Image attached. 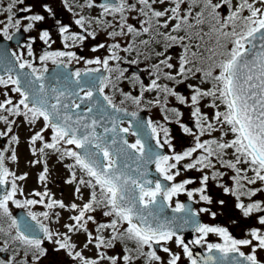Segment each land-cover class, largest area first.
Instances as JSON below:
<instances>
[{
	"label": "snow or ice",
	"instance_id": "snow-or-ice-1",
	"mask_svg": "<svg viewBox=\"0 0 264 264\" xmlns=\"http://www.w3.org/2000/svg\"><path fill=\"white\" fill-rule=\"evenodd\" d=\"M61 3L69 23L46 0L42 13L25 0H0V42L37 33L17 41L18 51L0 43V139H7L0 146V264H45L60 253L67 264H264V0ZM49 18L62 48L53 49L56 40L41 27ZM100 35L107 39L90 51L102 54L85 58L72 50ZM37 40L46 45L38 57ZM81 61L90 67L70 70ZM152 108L165 123L139 118ZM21 122L31 130L29 164L42 165V190L28 194L19 183L28 174L8 166L18 162L14 127ZM167 124L191 144L177 151ZM50 155L71 161L64 165L65 183L74 186L69 203L48 186ZM149 165L170 183L149 179ZM182 170L201 173L200 186L189 189L191 178L176 182ZM210 182L254 221L242 238L200 222L209 208L195 212L179 201L172 208L181 193L213 204ZM38 205L44 210L33 211ZM12 206L24 214L17 217ZM166 207L181 215H165ZM186 230L196 234L187 242ZM210 235L220 242H209Z\"/></svg>",
	"mask_w": 264,
	"mask_h": 264
},
{
	"label": "flooded vegetation",
	"instance_id": "flooded-vegetation-1",
	"mask_svg": "<svg viewBox=\"0 0 264 264\" xmlns=\"http://www.w3.org/2000/svg\"><path fill=\"white\" fill-rule=\"evenodd\" d=\"M5 4L7 3V0H4ZM26 4H31L33 6V11L35 13H42V9H41V3L45 2V0H25ZM47 3L50 4L51 7H53V9L55 11H58L57 14V18L61 19L63 22L65 23H69L72 19V16L70 13L67 12V10L63 7L61 0H46ZM56 7V8H55ZM19 15H25L24 13H19ZM54 21L52 18H49L47 20V22L43 25H41L42 28H48L50 29L53 39L56 40V43L53 45V49H59L62 48V44L61 41L57 38L56 35V30L53 27ZM74 30H78L75 29ZM37 33L34 31L32 33H28V34H24L23 36L17 35L16 39L13 41H2L0 43L3 44V46L5 47H9L10 51H18L19 49L17 48V41H19L20 43H24L27 39L28 36H36ZM107 38L104 35H100L98 37L97 41H86L87 46L83 47V48H74L72 49L73 51L77 52V55L80 56H84L85 58H92L94 55H100L102 53H92L90 51V48L97 42H103L104 40H106ZM34 52L37 55V57L42 54L43 50H45L46 45L43 44V42L38 41L34 44ZM53 65L49 64V68H52ZM85 67H90L87 66L83 63V61H81L80 63H76L73 62V64H71L69 66L70 70L74 71L77 68L83 69ZM145 68V64H141L139 66V69H144ZM137 67L136 66H132V68L130 69V71H136ZM142 79H144L145 83H148V75L147 72H143L142 73ZM124 90L128 91L129 88L128 86L125 84L123 85ZM179 91H181L184 94H188L189 90L186 89L185 87H179L178 89ZM106 91H108L106 89ZM133 94H136L135 92ZM148 98L150 99L151 97L148 96ZM175 103V102H173ZM129 111H134L135 108L131 105H128ZM182 111H185V121L187 123H189V126H191V122L188 120L187 118V109L182 108ZM142 115V119H144L145 121H147L148 119H152L153 121H157L160 123H165L163 120V116L161 114V112L159 111L158 108H152L150 110L147 111H142L139 112ZM123 127L128 126L127 122H124V124L122 125ZM166 126H168L170 128V130L172 131V135L175 137L173 143L177 145V151H181L183 150L185 147L189 146L191 144V138L186 137L182 134V132L180 131V129L178 128V126H176L175 124H167ZM3 128V125H0V129ZM16 131V127H14V132ZM129 142H135V139L133 138V136H128ZM152 143L155 145V140L152 139ZM0 146H7V139L6 138H2L0 139ZM165 153L168 152V149L165 148L163 150ZM68 161V160H67ZM63 162L64 164L70 163V162ZM13 162L9 161L8 162V166L14 170L12 168L13 166ZM19 166V168H23L24 166H27L26 164H24L23 166V162L20 163L18 162L17 164ZM30 169V168H29ZM25 170V169H24ZM22 171L20 173L17 174H24L25 171ZM152 172L154 173L155 177H153L154 179L159 178L161 179L162 183L165 184H169L170 182H166L163 181L162 177H159L158 174L155 172V166H153L151 168ZM15 171V170H14ZM68 171V170H67ZM38 175H36V177L34 178L33 183L35 184L33 188H26V181H22L19 182L25 189V193L28 194L33 190H42V185L38 182ZM69 176V172L65 173V174H60L59 178L54 180L52 179L49 188L51 189V191L55 194L57 199H62L65 201V203H69L73 200V190H74V186H70L67 185L65 183V180L68 178ZM201 176V173L196 172L194 170L192 171H181V176L177 177V181L179 182L180 180L183 179H193L195 181V183L188 185L189 189H194L199 187V178ZM50 179V178H49ZM229 183H231L230 181H228ZM55 183V184H53ZM86 191H85V195H86ZM208 194L212 197L214 203L209 205L203 201H199V196L196 195L194 196L193 200H189L187 195L185 193H181L180 195L173 197L172 200V208L175 207V204L177 201H179L180 203L185 204L186 206L191 207V209L195 212H199V210L201 208H209L210 212H200L199 213V217L198 219L200 220V222L202 223H206L209 225H219L222 227H227L229 229V231L237 238H242L245 234V230L247 229V222L251 223L252 221L246 220L241 216V213L239 212V210H237L234 207L235 204V199L234 197L225 194L221 188H219L216 184V182H210L209 184V189H208ZM23 197H21L22 199ZM223 200L224 204L220 205L219 201ZM169 208V209H172ZM44 209L42 208V206H36L33 211H43ZM12 211L13 214L16 215L17 217L21 216L24 214V210L22 209H16L14 206H12ZM211 212H215L216 216L213 217L210 213ZM227 212L229 213L227 216H225L223 213ZM67 215L68 213H63L64 216V221H66L67 219ZM62 221V222H64ZM233 221H236L235 223H233ZM53 228H57L59 227V225L56 224H52L51 225ZM62 230V229H61ZM182 235L185 237L186 242L190 241L191 239L194 238V236L196 235L195 233H191L190 236H186L182 233ZM81 239H83V237H81ZM209 242H220L219 241V237L215 236V235H210L209 236ZM50 247V246H49ZM171 247L173 248V251H180V249L176 248V246L173 244L171 245ZM200 248V247H199ZM205 250V249H202ZM245 251H247V249H245ZM52 262V264H67L66 261V257L63 255V253H60L58 255L53 254L50 255L49 259L45 261V264H49V262ZM182 264H187V260L184 259L182 261Z\"/></svg>",
	"mask_w": 264,
	"mask_h": 264
},
{
	"label": "rangeland",
	"instance_id": "rangeland-1",
	"mask_svg": "<svg viewBox=\"0 0 264 264\" xmlns=\"http://www.w3.org/2000/svg\"><path fill=\"white\" fill-rule=\"evenodd\" d=\"M56 8V7H55ZM56 14H58V11H55ZM183 87V86H180ZM151 97V96H149ZM174 102V101H173ZM16 135L19 136L20 139V143L18 145H16V149H17V154H18V162L22 163L23 162V166L24 164H26L27 166H24L22 169L19 168V166L17 165L18 162L14 163L12 168L17 172L20 173L22 172L24 169V173L28 174L27 179L25 180L26 183V188H33L34 187V178L36 177L37 174L40 173V171L42 170V165H36V166H31L29 164V161L34 159V157L32 156L30 149H29V138L31 135V130L29 129V127L27 125H25L23 122H21L20 126L18 128H16V131L14 132ZM67 160L63 161L66 162ZM59 161L57 159V157L55 155H50L49 159H48V167L50 170V179H49V185L51 187V180L54 179H58L60 174H65L67 173V169L64 167V163ZM70 162L71 161H67ZM30 168V169H29ZM55 184V183H53ZM258 197L261 199H264V196H259ZM225 216H227L229 213L224 212L223 213ZM254 223V221H252L251 223L247 222V228L250 226V224Z\"/></svg>",
	"mask_w": 264,
	"mask_h": 264
},
{
	"label": "water",
	"instance_id": "water-1",
	"mask_svg": "<svg viewBox=\"0 0 264 264\" xmlns=\"http://www.w3.org/2000/svg\"><path fill=\"white\" fill-rule=\"evenodd\" d=\"M53 69L54 68L50 69V71L53 70ZM0 74H3V73L0 72ZM139 118L142 119V115L140 113H139ZM129 120H130V118H125V122L128 123ZM142 120H144V119H142ZM133 138L136 139V137H134V136H133ZM147 143L149 145L154 146V144L152 143V139H148ZM152 166L153 165H149V177H148L149 179H154L153 177H155L154 173L151 170ZM164 214L167 215V216H169V217L172 216V215H181L179 213H173L172 209H169L167 207L165 208ZM191 233H192L191 230H186V231L183 232V234L186 235V236H190ZM194 251L201 252V254H204V252H205L202 249H200L199 247L195 248Z\"/></svg>",
	"mask_w": 264,
	"mask_h": 264
}]
</instances>
